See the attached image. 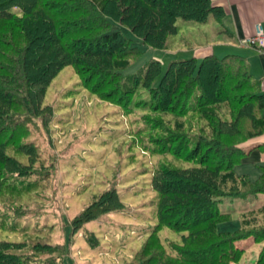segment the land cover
Wrapping results in <instances>:
<instances>
[{
	"label": "trees",
	"instance_id": "obj_1",
	"mask_svg": "<svg viewBox=\"0 0 264 264\" xmlns=\"http://www.w3.org/2000/svg\"><path fill=\"white\" fill-rule=\"evenodd\" d=\"M224 12L211 0H0V232L39 235L16 196L35 187V179L18 172V156L25 155L28 165L40 161V145L28 137L33 123L51 114L44 103L51 81L71 66L77 76L95 80L91 89L100 87L106 98L130 100L134 85L146 88L153 110L172 116L165 129L154 128L162 129V149L192 163L157 169L158 220L127 264H234L244 251L238 243L248 238L262 242L254 264H264L262 207L243 210L236 229H219L231 219L219 208L223 200L264 192L263 165L254 180L233 170L250 151L242 144L264 134V93L247 60L236 53L177 58L161 74V62L153 58L125 74L142 51L112 30L117 22L143 44L164 49L179 32L178 19L221 22ZM219 33L229 32L222 27ZM163 227L186 232L181 243H168L173 254L159 236ZM20 241L0 238V264H38L5 246Z\"/></svg>",
	"mask_w": 264,
	"mask_h": 264
},
{
	"label": "rangeland",
	"instance_id": "obj_2",
	"mask_svg": "<svg viewBox=\"0 0 264 264\" xmlns=\"http://www.w3.org/2000/svg\"><path fill=\"white\" fill-rule=\"evenodd\" d=\"M177 25L179 32L170 38L173 42L169 48L156 49L143 44L128 27L113 22L112 30L121 31L142 51L124 73L141 71L154 58L161 62L162 74L172 59L189 58L193 56L191 48L207 42L218 46V57L234 53L219 51L232 42L219 33L222 28L212 18L206 24L178 19ZM86 76H77L71 66H65L53 78L44 100L51 105V114L41 115L28 137L39 143L40 161L28 165L25 155L18 156V172L35 179V187H31L32 192L16 196L26 204L20 205V211L40 229L36 233L39 235H33L32 230L17 237L11 232H0V238L21 240L23 245L5 246L19 257L28 255L38 264L132 263L135 251L158 220L160 196L154 190L157 169L166 164H192L176 160L162 149L167 145L160 138L162 129L154 128L165 129L168 123L164 121L172 116L153 110L146 88L134 85L136 93L132 99L120 101L103 97L100 87L94 89L95 93L91 89L95 80ZM186 120L190 121L188 117ZM191 121L195 126V121ZM158 149L160 152L156 153L154 150ZM233 170L243 174L237 164ZM248 177L255 179L251 172ZM253 197V207L263 204L264 193ZM250 202L249 198L223 200L219 208L231 213V219L220 223L219 229H236ZM184 234L168 227L159 231L172 254L174 250L168 243H181ZM240 242L244 251L234 264H254L262 242Z\"/></svg>",
	"mask_w": 264,
	"mask_h": 264
},
{
	"label": "crops",
	"instance_id": "obj_3",
	"mask_svg": "<svg viewBox=\"0 0 264 264\" xmlns=\"http://www.w3.org/2000/svg\"><path fill=\"white\" fill-rule=\"evenodd\" d=\"M211 3L224 9V15L221 22L218 23L221 28L224 27L229 32L223 33L225 36L223 37L233 43L224 45L225 47L219 49V51H222L221 53L234 52L242 55L249 64L252 77L260 81L261 91L264 93V51H259L252 46L244 45L240 42L241 39L253 35L256 27L260 26L264 29V0H211ZM212 43L207 42L204 45L191 48L193 56L201 58L208 53L216 55L218 46ZM242 147L250 151L237 164L241 169L240 171H243L240 173L249 176V172H251L252 176L256 178L260 173L259 166H264V134L245 141ZM253 196L248 197L249 202L252 201L246 209L253 207ZM256 207H262L264 214V202L259 206L256 205ZM242 245L243 242L238 243V246L243 247Z\"/></svg>",
	"mask_w": 264,
	"mask_h": 264
},
{
	"label": "built area",
	"instance_id": "obj_4",
	"mask_svg": "<svg viewBox=\"0 0 264 264\" xmlns=\"http://www.w3.org/2000/svg\"><path fill=\"white\" fill-rule=\"evenodd\" d=\"M241 44L252 46L259 51H264V29L256 27L253 35L240 40Z\"/></svg>",
	"mask_w": 264,
	"mask_h": 264
}]
</instances>
